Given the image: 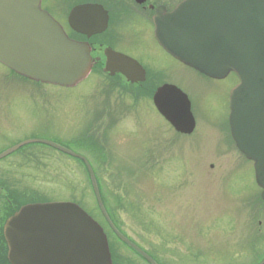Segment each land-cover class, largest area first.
Listing matches in <instances>:
<instances>
[{"label": "rangeland", "instance_id": "obj_1", "mask_svg": "<svg viewBox=\"0 0 264 264\" xmlns=\"http://www.w3.org/2000/svg\"><path fill=\"white\" fill-rule=\"evenodd\" d=\"M171 69L199 122L190 137L173 132L136 93L108 82L10 87L0 69V149L21 137L85 156L113 222L159 260L257 264L264 260V202L251 164L217 130L225 100L212 98L191 69L176 62ZM24 148L23 166L15 165L17 154L0 159L1 182L75 201L105 226L83 162L41 143ZM126 258L138 259L129 251Z\"/></svg>", "mask_w": 264, "mask_h": 264}, {"label": "water", "instance_id": "obj_2", "mask_svg": "<svg viewBox=\"0 0 264 264\" xmlns=\"http://www.w3.org/2000/svg\"><path fill=\"white\" fill-rule=\"evenodd\" d=\"M167 19L174 25L159 28L157 37L175 58L212 78H224L232 71L238 75L240 83L230 96L231 134L239 150L253 161L264 200V0H189ZM110 59L112 70L119 67L116 71L135 80L133 61ZM0 62L29 79L65 87L80 82L92 64L89 47L69 39L41 9L40 0H0ZM154 100L177 131L192 132L190 102L180 89L164 86ZM26 142L45 143L81 158L99 207L110 222L93 170L83 156L47 140ZM5 236L14 264H111L103 228L73 202L24 206L7 222Z\"/></svg>", "mask_w": 264, "mask_h": 264}, {"label": "flooded vegetation", "instance_id": "obj_3", "mask_svg": "<svg viewBox=\"0 0 264 264\" xmlns=\"http://www.w3.org/2000/svg\"><path fill=\"white\" fill-rule=\"evenodd\" d=\"M185 1L187 0H40V5L61 25L71 39L88 45L92 66L84 81H92L96 85L100 81L108 82L115 88L136 93V99L139 97V100L149 104L156 115L158 114L173 132L175 130L171 124L157 111L153 96L159 87L174 84L171 69L173 62L191 69L204 81L203 86L205 90L210 91L209 95L212 98L225 100L222 119L217 123V130L219 129V132L223 131L225 134L231 148L230 152L242 156L232 138L228 122L229 95L231 89L239 82L237 75L231 72L224 79L207 77L177 61L159 44L157 39L159 28L174 25L167 17ZM112 57L126 58L136 62V69L133 71L136 77L134 82L127 79L122 72L116 71L119 67L111 69L114 68L113 62L110 61ZM0 67L1 72L6 75L7 82L11 85L10 87L14 86V82L18 83L16 86L27 85L26 82H31L1 63ZM126 69L124 67L125 73ZM32 83L35 85L34 87L42 86L40 83ZM222 86L224 87L222 88ZM191 106L193 107L192 100ZM198 124L199 122L195 118L193 132ZM193 132L189 135L175 133L183 137H190ZM24 140L21 137L16 138L9 146L0 149V152ZM27 151L24 146H21L4 158L17 154L20 162H16L15 165L23 166L25 160L28 159ZM9 183L11 187L0 181V264H14L9 257L10 248L5 238L4 226L7 220L23 205L59 201L46 198L37 192L31 196L30 191L24 188V183L19 181L18 185L13 181ZM109 217L115 219L112 213L109 214ZM114 224L125 237L146 252L156 264H177L176 262L189 264L187 260L189 255L181 262L173 257L169 260H159L155 253L153 254L146 247L136 243L120 229L118 223L114 222ZM106 234L111 248V264H152L116 234H109L107 231ZM113 242L119 245L114 246ZM126 249L138 259L126 258L128 252Z\"/></svg>", "mask_w": 264, "mask_h": 264}, {"label": "trees", "instance_id": "obj_4", "mask_svg": "<svg viewBox=\"0 0 264 264\" xmlns=\"http://www.w3.org/2000/svg\"><path fill=\"white\" fill-rule=\"evenodd\" d=\"M75 159H77V158H75ZM77 160H79L80 162H82L80 159H77ZM85 169H86V167H85ZM86 171H87V169H86ZM87 173H88V171H87ZM100 192H101V189H100ZM101 197H102L103 202H105V201H106V198L103 197L102 192H101ZM104 200H105V201H104ZM97 207H98V206H97ZM98 209H99V208H98Z\"/></svg>", "mask_w": 264, "mask_h": 264}]
</instances>
